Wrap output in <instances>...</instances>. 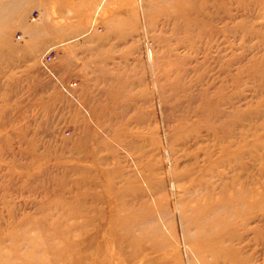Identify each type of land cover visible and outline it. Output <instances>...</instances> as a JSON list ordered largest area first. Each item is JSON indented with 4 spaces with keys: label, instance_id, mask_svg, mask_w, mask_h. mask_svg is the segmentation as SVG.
Listing matches in <instances>:
<instances>
[{
    "label": "rangeland",
    "instance_id": "374dc122",
    "mask_svg": "<svg viewBox=\"0 0 264 264\" xmlns=\"http://www.w3.org/2000/svg\"><path fill=\"white\" fill-rule=\"evenodd\" d=\"M180 1L10 11L0 264H264V0Z\"/></svg>",
    "mask_w": 264,
    "mask_h": 264
},
{
    "label": "bare ground",
    "instance_id": "6f19581e",
    "mask_svg": "<svg viewBox=\"0 0 264 264\" xmlns=\"http://www.w3.org/2000/svg\"><path fill=\"white\" fill-rule=\"evenodd\" d=\"M24 1L25 0H7V3H5V4H3V5L0 6V27L3 24V22H5L7 20H10L9 18H7L8 15L10 14V11H12V10L14 11L16 8H18V6L20 5V3L24 2ZM209 1L210 0H181L178 4L181 7H185V5L187 7V8L185 7L184 11L182 12V14H183L182 15L183 22H186V25L187 24H191L192 25L191 27H194V25H199V24L205 25V24L209 23L210 20H211V13H210V8H209ZM141 2H142V0H139V4L140 5H141ZM24 19H22V20H24ZM23 26H24L23 31L30 38H33V37L36 36V33L38 31V28H34L31 25H23ZM48 53H50V52H47L46 54H48ZM149 55L150 54H148V56ZM52 60H53V56L51 57V62L48 65V72H47L48 74L46 72H44L43 70L42 71L49 78H51L53 81L56 82L57 86L60 88V90L63 93H65L68 96H71V94H70L71 91L70 92L69 91L66 92V90H67L66 89L67 88V82H61V81L57 80V78H56L57 76L55 75V73H54V71L52 70V67H51ZM215 115H216V120L217 121L222 120V118L224 116L222 113H215Z\"/></svg>",
    "mask_w": 264,
    "mask_h": 264
},
{
    "label": "built area",
    "instance_id": "2783aa9c",
    "mask_svg": "<svg viewBox=\"0 0 264 264\" xmlns=\"http://www.w3.org/2000/svg\"><path fill=\"white\" fill-rule=\"evenodd\" d=\"M51 57H52V54L51 53H48V54H43L42 57L40 58V66H41V69L44 71V72H48V65L50 64L51 62ZM48 74V73H47ZM75 87V83L73 81H68L67 82V91H71V89H73Z\"/></svg>",
    "mask_w": 264,
    "mask_h": 264
}]
</instances>
